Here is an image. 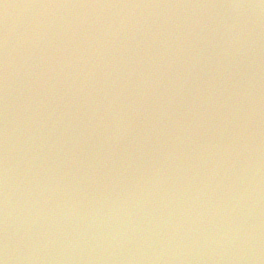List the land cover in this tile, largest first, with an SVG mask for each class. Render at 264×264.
I'll list each match as a JSON object with an SVG mask.
<instances>
[{"label":"water","instance_id":"1","mask_svg":"<svg viewBox=\"0 0 264 264\" xmlns=\"http://www.w3.org/2000/svg\"><path fill=\"white\" fill-rule=\"evenodd\" d=\"M0 264H264V0H0Z\"/></svg>","mask_w":264,"mask_h":264}]
</instances>
